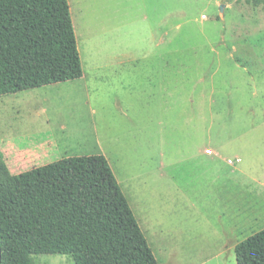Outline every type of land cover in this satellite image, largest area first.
<instances>
[{
    "label": "rangeland",
    "instance_id": "rangeland-1",
    "mask_svg": "<svg viewBox=\"0 0 264 264\" xmlns=\"http://www.w3.org/2000/svg\"><path fill=\"white\" fill-rule=\"evenodd\" d=\"M67 3L82 76L0 96V162L102 155L158 264H236L264 228V5Z\"/></svg>",
    "mask_w": 264,
    "mask_h": 264
},
{
    "label": "trees",
    "instance_id": "trees-1",
    "mask_svg": "<svg viewBox=\"0 0 264 264\" xmlns=\"http://www.w3.org/2000/svg\"><path fill=\"white\" fill-rule=\"evenodd\" d=\"M81 76L67 0H0V96ZM0 251V264H33L39 255L72 264H158L102 155L17 175L0 162ZM234 254L236 264H264V228Z\"/></svg>",
    "mask_w": 264,
    "mask_h": 264
},
{
    "label": "crops",
    "instance_id": "crops-1",
    "mask_svg": "<svg viewBox=\"0 0 264 264\" xmlns=\"http://www.w3.org/2000/svg\"><path fill=\"white\" fill-rule=\"evenodd\" d=\"M73 25V24H72ZM204 151V150H203ZM203 155H205V156H210V155H206V154H204V152H203ZM240 162V160L237 162V163H239Z\"/></svg>",
    "mask_w": 264,
    "mask_h": 264
},
{
    "label": "water",
    "instance_id": "water-1",
    "mask_svg": "<svg viewBox=\"0 0 264 264\" xmlns=\"http://www.w3.org/2000/svg\"><path fill=\"white\" fill-rule=\"evenodd\" d=\"M0 258H1V251H0Z\"/></svg>",
    "mask_w": 264,
    "mask_h": 264
}]
</instances>
